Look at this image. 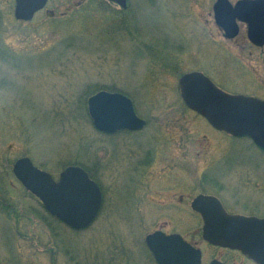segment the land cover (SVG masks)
<instances>
[{"label":"rangeland","instance_id":"rangeland-1","mask_svg":"<svg viewBox=\"0 0 264 264\" xmlns=\"http://www.w3.org/2000/svg\"><path fill=\"white\" fill-rule=\"evenodd\" d=\"M214 2L49 0L54 16L26 23L14 0H0V264H154L144 238L181 232L179 194L264 200V150L214 129L180 97L179 78L201 72L227 93L264 99V47L244 23L226 39ZM100 90L131 98L146 126L114 139L98 132L86 102ZM22 156L54 179L71 165L93 174L104 199L92 224L75 231L50 216L12 173ZM188 219L182 234L200 242V221Z\"/></svg>","mask_w":264,"mask_h":264},{"label":"water","instance_id":"water-1","mask_svg":"<svg viewBox=\"0 0 264 264\" xmlns=\"http://www.w3.org/2000/svg\"><path fill=\"white\" fill-rule=\"evenodd\" d=\"M17 19L30 20L46 0H15ZM126 7V0H107ZM216 25L226 39L239 32L238 23L246 24L249 42L264 46V0H215L212 5ZM184 104L216 130L234 137H248L264 150V99L229 94L218 88L200 72L183 74L178 80ZM87 112L94 127L104 133L140 130L145 121L139 118L133 103L125 94L98 91L88 97ZM12 172L21 185L34 195L45 211L72 230L87 228L101 207V191L81 167L67 166L54 179L36 167L28 157L17 159ZM193 210L203 219L202 237L209 243L238 249L258 264H264V219L228 214L220 201L199 194L192 202ZM145 244L157 264H199L200 252L179 234L157 230L146 235Z\"/></svg>","mask_w":264,"mask_h":264},{"label":"flooded vegetation","instance_id":"flooded-vegetation-1","mask_svg":"<svg viewBox=\"0 0 264 264\" xmlns=\"http://www.w3.org/2000/svg\"><path fill=\"white\" fill-rule=\"evenodd\" d=\"M105 1L107 3H111V2H108L107 0H105ZM48 2H49V0H46L45 5L42 8H40L39 10L35 11L30 20H22V19H17L14 15V10H15V6H16V1L14 0V9H13L14 18L16 19V21L27 23V22L32 21L34 19L35 15L42 12V11H44V13L47 16H50V17L54 16L55 11L53 9L47 8ZM238 25H239V23H238ZM239 32H240V27H239ZM239 32H238V34H239ZM251 45H253V44H251ZM253 46L257 47L255 45H253ZM262 47H264V46H262ZM262 47H260V48H262ZM143 120L145 121V124L143 126V128H144L146 126L147 122L145 119H143ZM142 129H140V130H119V131H114L111 133H103L100 131H98V132L110 137L111 139H114V137H117L118 135H120V136H122L124 134L127 135L129 133L141 131ZM150 151L151 150H149L148 152H150ZM148 155L150 156L151 160H149L147 162L149 165H151L154 163L153 160L155 159V156H156V147L155 146H154L153 156H151L150 154H148ZM150 161H153V162L151 163ZM138 162L139 163L136 162L137 167L144 164L142 159L139 160ZM170 164H171V166H169V167L173 166L172 168H174L176 166V164L174 165V162H170ZM89 174H90L91 178L93 180H95V182L98 184L100 191H101V198L103 201L104 193H103V190L101 188V185L99 184L98 180L94 177L93 174L91 175L90 172H89ZM199 194L211 195V196L216 197L220 201L221 205L223 206V208L225 209V211L228 214L241 215V216H246V217H257V218L264 219V200L261 198L257 199L255 197H253V198L248 199L249 201H241V200L237 199V200H234L233 202H229V201H224V199L218 195L205 194V193H199ZM199 194H197L196 196H198ZM187 198H188V196H185V194H179L178 195L177 204H179L178 206H180V207L178 208V210H175L174 213H177L175 217L183 218V223H184L183 228L184 227L186 228V226H188V224H189L188 218H190L191 215H193L195 218H197L200 221V227H198V230L196 232L200 233V237H201L200 242H197V240H193V238H187L186 236H184L182 234L183 228H181V232L180 231H174V232L166 233L162 229H158V230L164 232L165 234H179L185 242L190 244L193 248L199 250V252H200L199 264H258L256 261H253L252 259H250L247 255H245L244 253H242L238 249H231L228 247L218 246V245L209 243L206 240H204L202 237L203 219H202L200 213L193 210L191 207V202L194 198L193 199H190V198L187 199ZM255 200H257L259 202H255ZM247 202H251V203H247ZM206 247L211 248V250H213V252H217V253L220 252L221 254L218 256L205 258L204 257V251L202 248H206ZM147 251L149 252L148 249H147ZM152 261L154 264H157L154 261V259H152Z\"/></svg>","mask_w":264,"mask_h":264}]
</instances>
